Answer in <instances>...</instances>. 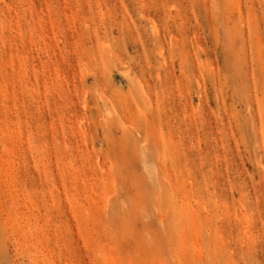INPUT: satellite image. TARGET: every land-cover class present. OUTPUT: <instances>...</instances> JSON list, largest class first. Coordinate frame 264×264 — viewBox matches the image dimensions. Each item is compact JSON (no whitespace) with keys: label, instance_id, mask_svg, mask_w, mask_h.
Here are the masks:
<instances>
[{"label":"rangeland","instance_id":"374dc122","mask_svg":"<svg viewBox=\"0 0 264 264\" xmlns=\"http://www.w3.org/2000/svg\"><path fill=\"white\" fill-rule=\"evenodd\" d=\"M0 264H264V0H0Z\"/></svg>","mask_w":264,"mask_h":264}]
</instances>
